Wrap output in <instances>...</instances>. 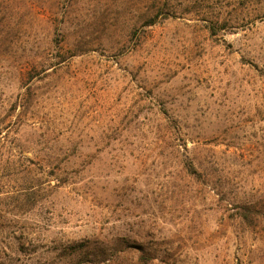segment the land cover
Here are the masks:
<instances>
[{"label":"rangeland","instance_id":"rangeland-1","mask_svg":"<svg viewBox=\"0 0 264 264\" xmlns=\"http://www.w3.org/2000/svg\"><path fill=\"white\" fill-rule=\"evenodd\" d=\"M0 264H264V0H0Z\"/></svg>","mask_w":264,"mask_h":264}]
</instances>
